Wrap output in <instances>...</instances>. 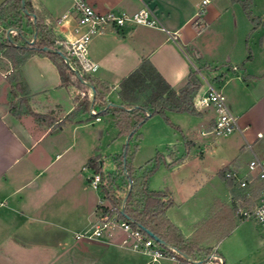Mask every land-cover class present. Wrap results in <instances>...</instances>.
Masks as SVG:
<instances>
[{"label":"crops","instance_id":"obj_1","mask_svg":"<svg viewBox=\"0 0 264 264\" xmlns=\"http://www.w3.org/2000/svg\"><path fill=\"white\" fill-rule=\"evenodd\" d=\"M90 2L101 12H134L148 4L157 10L166 28L110 29L90 42L89 57L95 64L90 74L109 86L105 98L108 105H121L120 83L144 58L176 91L186 85L195 69L222 91L235 77L247 83L252 99L237 97L235 103H228L239 117L240 138L217 139L210 132L214 124L212 109L196 110L194 114L168 112L177 121H171L173 126L165 122L179 136L172 132L150 139L154 151L147 163L162 152L165 164L153 175L149 187L168 191L173 205L166 216L187 241L196 242L198 248L216 249L225 264H264V230L258 229L256 221L240 219L235 212V200L244 197L246 191L229 182L244 193L234 195L218 180L233 170L249 181L253 195L264 188V181L249 172V162L259 155L246 146L247 141L258 144L261 139L257 138L261 128L253 127L255 118L249 113L264 97V67L253 70L256 56L248 41L255 29L242 5L233 0H210L206 4L203 0ZM32 4L57 37H73V0H32ZM223 16L232 21V26L212 28V23ZM261 42L264 45V37ZM249 49L252 56L247 59ZM203 87L202 81L198 92ZM90 89V96H94ZM83 96L77 86L62 84L50 57L34 53L15 68L10 58L0 53V255L9 263L14 254L23 251L34 259L30 262L33 264H146L143 256L121 250L120 233L88 239L99 222L100 207L109 205L103 189L89 184L94 170L88 161L97 158L102 167L105 161L111 163L122 153L129 134L120 133L112 113L98 115L99 120L88 112L72 115L76 97ZM105 117L109 124L101 125ZM149 121L139 127L140 138L130 141L138 146L133 161L136 168L143 166H137L135 160L144 147V129L160 125L155 122L147 127ZM189 176L195 178L201 191L210 194L208 209L215 206L217 210L188 206L198 195L196 187L192 190L188 186L190 195L185 198L173 189L174 183L186 186L184 181ZM201 198L198 196V200ZM10 242L22 251H15ZM194 252L191 256H205L196 249ZM41 257L49 260L42 263Z\"/></svg>","mask_w":264,"mask_h":264},{"label":"trees","instance_id":"obj_2","mask_svg":"<svg viewBox=\"0 0 264 264\" xmlns=\"http://www.w3.org/2000/svg\"><path fill=\"white\" fill-rule=\"evenodd\" d=\"M233 1L242 5L255 27L260 23L259 17L253 15L252 0ZM24 2L25 6H23V0H7L0 8V25L6 22L14 25L16 23L13 20L23 16L28 20L27 25L32 29V37H28L19 20L21 24L14 28L16 32L10 33V37H6L4 40L0 39V53L10 58L15 68L34 53H42L50 57L59 70L62 84L77 86L84 92L82 99L76 97V106L72 115L87 112L90 114L91 108L97 109L98 115L112 113L117 119L116 125L120 129V133H132L129 143L124 145L123 151L119 155L122 173L129 180L128 186L123 190L122 186L117 183L118 177L111 174L108 185L104 182V186L102 185L105 198L110 205L101 206L100 210L110 214L118 212L121 217L131 221L134 225H140L145 232L146 229L154 232L167 244L178 247L187 255L195 253V249L203 255L209 254L212 249L198 248L196 242L187 241L182 231L166 216L167 209L173 205V199L169 196L168 191H156L149 187L153 175L165 164L164 154L158 152L146 164L142 173L136 174L133 161L138 146L130 144V141L140 138L137 131L151 116L160 115L173 126L168 112L196 113L194 98L202 82L198 72L192 70L186 85L176 91L153 63L148 58H144L140 65L120 83L121 105H108L105 98L110 91L109 86L98 82L89 73L78 72V65L68 54L66 40L57 37L48 28L43 18L35 10L32 0H24ZM33 14L36 16V21ZM251 56L249 49L247 59H250ZM68 58L74 63L76 70L68 64ZM89 84L93 85L94 96H90ZM12 92L14 93V89ZM91 116L96 117V115ZM88 166L101 173L104 181V170L97 158H90ZM223 178L233 183V180L228 179L225 173Z\"/></svg>","mask_w":264,"mask_h":264},{"label":"built area","instance_id":"obj_3","mask_svg":"<svg viewBox=\"0 0 264 264\" xmlns=\"http://www.w3.org/2000/svg\"><path fill=\"white\" fill-rule=\"evenodd\" d=\"M210 0H203L209 3ZM73 14L76 20L74 35L66 40L68 54L75 60L78 69L68 58V64L78 72L91 73L95 69L94 62L89 57V44L97 36L106 33L110 29H124L126 27L148 26L166 30L161 23L157 10L148 5L134 12L109 10L101 12L97 10L90 0H73ZM16 32L12 29L10 33ZM197 71V69H195ZM198 72V71H197ZM204 87L196 94L194 106L197 110L212 109L214 111V124L211 133L214 136H227L234 131L241 130L239 117L232 112L228 105L224 92L217 88L210 80L198 72ZM91 115H96L99 120L97 109L91 108ZM264 132H258L257 138H263ZM247 148L253 150V143L247 141ZM102 164V162H100ZM249 172L264 181V160L255 156L249 162ZM228 179L237 183L244 189L245 196L235 200V212L240 219L254 220L264 230V188L255 196L250 190L249 181L239 175L238 172L229 170L225 173ZM89 184L97 190H102L103 177L101 173L93 171L89 177ZM122 234L120 248L130 255H141L146 259V264H161L168 259L178 264H225L223 256L216 250L203 256L195 257L187 255L178 247L162 244L145 232L140 225H134L131 221L123 218L118 212L112 214L101 211L99 222L88 239L101 238L106 233L113 235ZM115 233V234H116Z\"/></svg>","mask_w":264,"mask_h":264},{"label":"rangeland","instance_id":"obj_4","mask_svg":"<svg viewBox=\"0 0 264 264\" xmlns=\"http://www.w3.org/2000/svg\"><path fill=\"white\" fill-rule=\"evenodd\" d=\"M6 1L7 0H4L2 3H0V8L6 3ZM254 1H255V3H254ZM252 11L254 13L253 14L254 16L259 17L260 23L256 27L253 24L255 30H253V32H251V37L249 38L248 46H249V48L252 49L253 53L256 56L255 63L253 65L254 66L253 70L261 71V69H263V67H264V45L261 42L262 38L264 37V0H252ZM262 18H263V22H262ZM227 19H228V17L226 18L223 16L222 18L213 22L211 27L216 29L220 26H232V21L227 20ZM19 20L22 22V26H23L24 30L26 31V33L31 35L32 34L31 27H29L27 25L28 20L23 16H19L15 20H13L16 23L14 25H11L9 22L2 23L0 25V39L4 40L6 38V35L12 29H14L18 25H20L21 22ZM246 52H247V54H249L248 50H246ZM240 61H242V60H240ZM242 65H244V64H242ZM242 84H243L242 81L235 77V79L231 81V83L227 86V88L223 89V92L225 93V95L227 97L228 103L231 104L232 101L235 103L237 97H240V98L244 97L246 101H249L250 99H252L249 88L245 87V85H247V83H244L243 85ZM252 103H253V101H252ZM249 114H251L255 118V123L253 124V127L256 129L260 127L261 131L264 132V97L261 98V101H258L255 104V106H253V108L250 110ZM168 117L173 122L177 121L176 116L172 113H169ZM148 119H150V121H149V124L147 125V127H149L150 124L155 123V122L159 123L160 125L159 126L155 125V127L153 129H148V128L144 129V132H145L144 147H143L142 152L138 155L137 159L135 160V164L137 166H142V165L143 166H142V168H136L134 166L136 169V174L142 173L144 168L147 166L146 165L147 161L153 155L154 142L152 140H150L151 138H155V136L162 137V136H164L168 133H172V132H175L177 134V137L179 136V132L174 127L168 125L162 116L154 115V117L148 118ZM108 122H109V119L107 117H105L103 122L100 124L101 125L109 124ZM111 128L113 129V128H115V126H112ZM94 134H96V133H94ZM110 136H111V133H110ZM110 136L108 135L107 138L105 139V144H104L105 146H107L108 138ZM233 136L239 137L240 135H239L238 131H234L230 135L216 136V138L217 139H224V138H231ZM252 143H254L253 144L254 150L257 152L259 157H261V159L264 160V137L259 140L258 144L253 142V141H252ZM111 163H110V161L109 162L105 161V164L103 165V170H104L103 171V174H104V181L103 182L106 185H108V183L110 182V180H109L110 175L111 174L116 175L118 177L117 183L119 184V186H122L123 190H125L126 187L128 186L129 180L122 173L123 169L121 166V161H120L119 155L114 157L113 161H111ZM196 179L199 180L200 178H196ZM218 180H219V184L222 186H223V184H227V186L230 188L231 192H233L234 195H237V196L243 195V192L241 190L239 191L238 189H236V187L231 185L227 179H224L222 177V179L219 178ZM184 182L186 183V186H181V184L174 183V185L172 186L173 189H175V191H177V192H180L179 195L181 197L185 198L186 196L190 195V191H187L186 188L191 185L192 190L196 189L197 191H195V193H198V195L193 200L191 199V201L188 203V206L195 207V208H197L199 206H202V207L204 206V210L208 209V207L210 205H209V203H207V200H208V196H210V194L207 192V190L202 189V191H201V189H200L201 187H198L196 185L195 178L192 176H189L188 178H186V180ZM192 182H194V184H192ZM103 186H104V184H103ZM193 188H195V189H193ZM121 194H124V192H121ZM198 196H199V198L202 197L203 200H202V198H201V200H198ZM205 203H207V204H205ZM108 204L110 205V203H108ZM211 206H213V204ZM208 210L214 211L217 209H215V206H213V207L209 208ZM219 214H222V213L219 212ZM259 227L260 226H258V229L260 230L261 227L260 228ZM261 232H263L262 228H261ZM9 244H10L9 246L11 248H13L15 251H22V250H20L22 247H20L18 245H14L13 242L12 243L10 242ZM12 244L14 246H12ZM5 245H6V247H8L7 246L8 243ZM100 246L106 247L103 245H100ZM14 247H16V248H14ZM1 249L2 248H0V250ZM10 259H11V263H9L7 261L8 260L7 257L0 255V264H33L30 262H33V260H34L32 257H30V254L24 255L23 251H22V254L21 253L14 254ZM13 260H15V263L13 262ZM47 260H49V257H41L42 263L46 262ZM163 261H167L166 264H178L177 262L171 261L168 259L162 260L161 264L163 263ZM141 262L143 263L144 261L142 260Z\"/></svg>","mask_w":264,"mask_h":264},{"label":"water","instance_id":"obj_5","mask_svg":"<svg viewBox=\"0 0 264 264\" xmlns=\"http://www.w3.org/2000/svg\"><path fill=\"white\" fill-rule=\"evenodd\" d=\"M23 6H25V2H24V0H23ZM33 18H34V20L36 21V16H35V14H33ZM9 37H10V36H9ZM89 86L93 89V85L89 84ZM93 94H95V90H94V89H93ZM131 134H132V133H130V134L128 135L127 140H126V144L129 143V140H130ZM124 166H125V163H124ZM130 190H131V185H130ZM130 190H129V191H130ZM146 231H147L152 237H154L157 241H159L160 243H162V244H164V245L167 244V243H166L161 237H159L158 235H156L154 232H152V231H150V230H147V229H146Z\"/></svg>","mask_w":264,"mask_h":264}]
</instances>
